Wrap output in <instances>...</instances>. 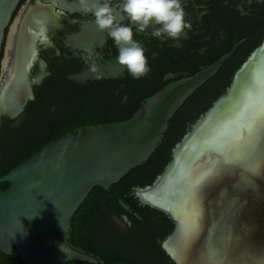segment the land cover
Masks as SVG:
<instances>
[{
    "label": "flooded vegetation",
    "instance_id": "1",
    "mask_svg": "<svg viewBox=\"0 0 264 264\" xmlns=\"http://www.w3.org/2000/svg\"><path fill=\"white\" fill-rule=\"evenodd\" d=\"M109 2L119 22L133 28V39L145 49L150 71L134 79L118 63L117 46L106 31L97 28L94 16L83 11L81 0H22L6 33L10 35L21 18L19 41L25 34L30 38L22 68L25 87L16 92L12 106L1 111L0 132L15 131L36 118L69 122L68 126L79 120L126 119L170 81L212 65L237 46L204 83L217 89L211 106L264 44V0H181L184 19L191 28L176 40L152 36L153 26L140 32L121 11L123 0ZM6 53L7 38L3 59ZM93 64L95 73L90 71ZM3 79L2 64L0 92ZM210 106L175 122L172 133L180 138L161 154L147 176L140 175L131 185L92 190L73 218L71 240L100 259H71L64 264H179L181 253L194 243L190 221H194L192 229L199 233V241L207 238L211 218L207 222L203 206L204 216L181 214L176 208L168 212L144 202L139 189L164 171L175 145ZM8 255L0 258V264H29L15 251Z\"/></svg>",
    "mask_w": 264,
    "mask_h": 264
},
{
    "label": "water",
    "instance_id": "2",
    "mask_svg": "<svg viewBox=\"0 0 264 264\" xmlns=\"http://www.w3.org/2000/svg\"><path fill=\"white\" fill-rule=\"evenodd\" d=\"M19 2L0 0V67L4 43L10 39L6 32ZM236 48L212 65L170 81L142 101L132 116L89 123L64 133L0 176V183H10L0 188V250L7 254L15 251L29 264H64L71 259L98 261L94 252L71 240L76 212L95 186L109 189L131 169L149 160L181 105ZM263 157L264 44L235 74L226 92L175 145L164 171L153 183L141 187L139 193L147 204L168 212L176 208L181 214L188 213L186 204L198 196L201 206L208 209L209 198L203 196L213 195L231 173L247 174L255 184L264 186V177L252 170ZM228 219L229 215H225L223 222ZM196 235L200 239L199 233ZM190 238L197 241L191 234ZM261 245L246 254L234 253L226 261L211 258L205 263L203 259L189 258L179 260V264H264V244Z\"/></svg>",
    "mask_w": 264,
    "mask_h": 264
},
{
    "label": "bare ground",
    "instance_id": "3",
    "mask_svg": "<svg viewBox=\"0 0 264 264\" xmlns=\"http://www.w3.org/2000/svg\"><path fill=\"white\" fill-rule=\"evenodd\" d=\"M20 23L21 18L12 28L3 62L4 86L0 92L1 111L9 109L15 100L16 92L25 87L22 68L24 69L26 63L30 38L25 34L23 39L21 36V42L19 41ZM9 79H12V83H9ZM252 170L263 179L264 157L253 164ZM230 175L223 184L214 189L213 195L205 193L206 196H203V199L209 198L210 204L206 214L207 222H209V217L211 218L209 223L212 230L208 226L207 238L199 241L195 229H192L194 221H190V234L197 241L188 251L181 253L183 261H189V258L203 259L201 261L205 263L211 258L226 261L231 259L234 253L244 252L243 254H246L253 247L257 250L262 246L261 244H264V224H262L264 222L260 224V220L264 221V186L262 183L255 184L253 178L241 172ZM199 197L186 204L189 215L204 216L205 211L202 212ZM210 207L212 210H209ZM225 215H229L227 222H223Z\"/></svg>",
    "mask_w": 264,
    "mask_h": 264
},
{
    "label": "clouds",
    "instance_id": "4",
    "mask_svg": "<svg viewBox=\"0 0 264 264\" xmlns=\"http://www.w3.org/2000/svg\"><path fill=\"white\" fill-rule=\"evenodd\" d=\"M83 11L94 16V23L101 31H106L118 48L117 61L126 66L134 79L144 77L149 71L145 49L133 39V28L121 24L114 15L109 0L103 3L93 0H81ZM121 11L140 31L144 32L153 26L151 35L161 37L167 35L171 39H179L185 29H190V22H186L181 0H123ZM160 26V27H156ZM90 71L96 72L93 64Z\"/></svg>",
    "mask_w": 264,
    "mask_h": 264
},
{
    "label": "trees",
    "instance_id": "5",
    "mask_svg": "<svg viewBox=\"0 0 264 264\" xmlns=\"http://www.w3.org/2000/svg\"><path fill=\"white\" fill-rule=\"evenodd\" d=\"M20 0L19 3H21ZM19 7V5H18ZM217 89L206 86H200L178 109L175 115L170 120V126L163 136L160 146L156 149L153 155L143 165H139L131 169L114 187L126 183L131 185L140 178V175H148L149 171L156 165L161 154L168 152L174 142L180 138L173 136L172 130L174 129L175 122L183 119L184 114L193 113L198 115L205 108L210 106L212 98H215ZM192 106L191 110H188ZM194 108V109H193ZM189 111V112H188ZM131 116V115H130ZM115 120H79L68 126V123L61 124L60 121L49 122L43 119H32L24 126L15 131H10L11 135L6 130L0 132V176L8 173L14 166L27 159L33 152L40 149L42 145L47 143L53 138L59 137L69 131H75L78 127L89 123L110 122ZM9 182L0 183V188L9 187ZM124 185V184H123ZM101 188L99 185L94 189ZM10 257L8 254H1L0 258Z\"/></svg>",
    "mask_w": 264,
    "mask_h": 264
},
{
    "label": "rangeland",
    "instance_id": "6",
    "mask_svg": "<svg viewBox=\"0 0 264 264\" xmlns=\"http://www.w3.org/2000/svg\"><path fill=\"white\" fill-rule=\"evenodd\" d=\"M11 135V132H9L6 136L9 137Z\"/></svg>",
    "mask_w": 264,
    "mask_h": 264
}]
</instances>
